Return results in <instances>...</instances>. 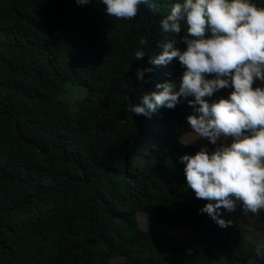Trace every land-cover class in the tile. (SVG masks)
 Listing matches in <instances>:
<instances>
[{
    "label": "trees",
    "instance_id": "obj_1",
    "mask_svg": "<svg viewBox=\"0 0 264 264\" xmlns=\"http://www.w3.org/2000/svg\"><path fill=\"white\" fill-rule=\"evenodd\" d=\"M175 3L183 0H142L125 20L101 0H0V264L260 260L257 245L200 212L208 201L187 187L180 157L200 148L181 143L178 128L194 114L192 96L150 116L127 109L158 83L179 91L186 66L150 62L169 40L187 48L183 22L178 34L160 27ZM139 212L191 234L144 231Z\"/></svg>",
    "mask_w": 264,
    "mask_h": 264
},
{
    "label": "clouds",
    "instance_id": "obj_2",
    "mask_svg": "<svg viewBox=\"0 0 264 264\" xmlns=\"http://www.w3.org/2000/svg\"><path fill=\"white\" fill-rule=\"evenodd\" d=\"M87 5L91 0H76ZM142 0H101L108 16L131 20L140 11ZM186 25L183 42L186 50L174 47L176 40L163 44V52L151 59L156 65H166L174 58L186 66L179 84H157L162 89L144 94L139 103L127 105L130 113L150 116L158 108H174L179 98L188 100L194 114L187 117L193 130L181 137V143L206 138L217 145L229 137L231 143H220L214 151L202 147L194 155H183L187 187L196 198L207 200L199 211L207 213L221 228L231 226V220L221 216L240 206L244 214L259 215L264 210V87H253L264 81V6L252 0H183L175 3L170 14L159 21L165 33H180ZM141 46L148 45L140 39ZM143 47L135 53L136 60L145 57ZM151 69H137V81L145 79ZM215 78L207 79L206 76ZM231 87L227 98L209 102L220 89ZM194 134V135H193ZM264 259V244L255 249Z\"/></svg>",
    "mask_w": 264,
    "mask_h": 264
},
{
    "label": "rangeland",
    "instance_id": "obj_3",
    "mask_svg": "<svg viewBox=\"0 0 264 264\" xmlns=\"http://www.w3.org/2000/svg\"><path fill=\"white\" fill-rule=\"evenodd\" d=\"M207 79H213L215 78L214 75L206 76ZM264 87V81H260L257 79L253 85V87ZM233 91L231 87L220 89L217 92L213 94L212 97H206L207 99L215 98V97H227L230 92ZM83 95V92L78 93V97ZM194 100V97H192ZM193 115V114H190ZM180 137H184L185 140L191 139V136H189V133H192V129L189 125V123L185 125H180L178 128ZM194 135V134H193ZM232 138H228L226 141L222 138L220 141H218L217 145L211 144L206 138H197L191 143H184L186 145L191 146H197L200 149L202 147H207L209 151H214L217 146H219L220 143H231ZM223 214L231 220L242 232L244 237H246L247 241L249 243L260 245L264 244V210H261L259 215H254L252 213L244 214L238 205V208L235 212L229 213L224 209H221ZM138 221L139 226L142 230L147 232H152L156 234H164V235H170L173 236L176 240L188 238L191 234V230L187 229H175L168 227L165 225L164 222L161 220L155 218L152 215L139 212L138 213ZM173 248L176 250L181 249L180 242L175 241L172 244ZM218 257H223V255L220 252H217ZM260 258V257H259ZM250 264H264V259L260 258V260H254Z\"/></svg>",
    "mask_w": 264,
    "mask_h": 264
}]
</instances>
